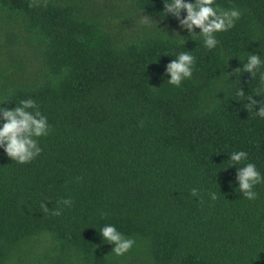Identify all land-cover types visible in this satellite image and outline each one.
<instances>
[{"label":"trees","instance_id":"trees-1","mask_svg":"<svg viewBox=\"0 0 264 264\" xmlns=\"http://www.w3.org/2000/svg\"><path fill=\"white\" fill-rule=\"evenodd\" d=\"M216 3L242 15L208 50L171 15L158 26L184 48L140 22L162 0H0V106L31 97L50 125L28 163L0 148V264H264V184L249 201L245 162L227 167L244 150L264 174V118L235 96L264 87L224 73L264 55V0ZM182 50L196 63L177 87L166 65ZM105 224L134 246L112 252Z\"/></svg>","mask_w":264,"mask_h":264},{"label":"clouds","instance_id":"clouds-1","mask_svg":"<svg viewBox=\"0 0 264 264\" xmlns=\"http://www.w3.org/2000/svg\"><path fill=\"white\" fill-rule=\"evenodd\" d=\"M163 8L158 13L159 21L151 16L142 13L140 22L146 27H155L166 33L171 39L179 36L178 45L185 44V37L177 29L172 30V35L158 26L169 15L175 17L180 28L186 29L189 37L198 43L202 40L203 46L212 50L215 49L219 40L216 33L226 32L235 27L237 20L242 13L237 7L223 8L216 3V0H162ZM183 13V16H182ZM199 29V32L195 31ZM193 50H182L175 54L174 59L166 65L167 82L179 87L185 79H191L196 63V58L192 54ZM262 52V51H261ZM171 56V55H170ZM173 57V56H172ZM242 67H237L232 72H224L229 79L237 73H249L259 80V85L264 87V55H258L245 50V55L239 57ZM240 79V77H239ZM235 96L243 98L244 108L254 110L256 115L264 118V96L259 91L255 95H248L243 88L235 89ZM259 96L260 100L253 97ZM5 102H0L3 104ZM257 105H259L257 110ZM0 148L4 150L7 157L18 163H28L39 156L42 148L38 143L40 137L49 135L50 125L47 117L41 113L34 99L31 97L19 101L14 108L0 106ZM229 166H236L243 163V166L236 167V185L244 198L253 201L257 198L255 188L257 185L264 184V174H262L255 163L248 162V153L244 150L233 151L228 154ZM226 167V168H227ZM192 197L200 198L196 188L191 189ZM207 196L210 201L218 199L215 191H209ZM64 207H71V198H63L60 202ZM42 207L48 211L47 204ZM63 209L58 207L55 214L59 215ZM102 236V242L114 245L112 252L116 255H123L131 249L135 240L125 237L114 224H105L98 230Z\"/></svg>","mask_w":264,"mask_h":264}]
</instances>
